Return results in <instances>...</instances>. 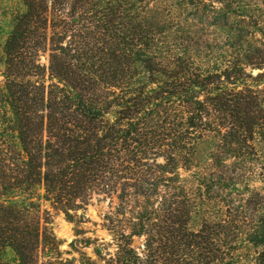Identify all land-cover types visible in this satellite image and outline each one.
<instances>
[{
	"label": "trees",
	"instance_id": "1",
	"mask_svg": "<svg viewBox=\"0 0 264 264\" xmlns=\"http://www.w3.org/2000/svg\"><path fill=\"white\" fill-rule=\"evenodd\" d=\"M21 6L0 45V264H53L42 203L77 225L95 195L116 199L113 251L58 264H264V0Z\"/></svg>",
	"mask_w": 264,
	"mask_h": 264
},
{
	"label": "rangeland",
	"instance_id": "2",
	"mask_svg": "<svg viewBox=\"0 0 264 264\" xmlns=\"http://www.w3.org/2000/svg\"><path fill=\"white\" fill-rule=\"evenodd\" d=\"M21 9V0H0V45H2V42L4 41L6 33L10 27V13ZM40 61L41 63H46V56H42ZM0 71H2L1 66ZM1 81L2 78L0 76V83ZM115 204L116 199L114 196H93L89 202V205L85 209L84 222L74 225L73 223L66 221L62 213L53 210L42 203V209H47L49 211V217L51 218V229L57 241L59 242V252L55 253L56 259L53 260L52 263L58 264L59 261L72 259L73 257L78 259V254L76 251L84 252L92 260H96V256L93 251L94 246L96 247L103 245L102 253H111L113 251V246L111 244V238L103 228V218L109 211L113 210ZM77 229H79L81 232ZM77 233L80 234L77 235ZM83 237L89 238L92 245L89 247H82L83 242L81 239ZM71 242H74L73 247L70 246ZM132 245L137 250H140L142 246V239L134 238ZM5 261L7 264H16L13 254L10 252L6 253ZM74 264H79V262H75Z\"/></svg>",
	"mask_w": 264,
	"mask_h": 264
}]
</instances>
